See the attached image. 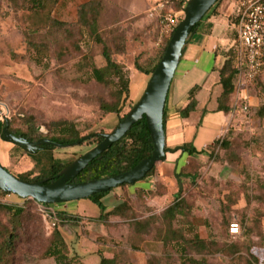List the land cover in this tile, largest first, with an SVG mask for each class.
Returning a JSON list of instances; mask_svg holds the SVG:
<instances>
[{"label": "rangeland", "instance_id": "obj_1", "mask_svg": "<svg viewBox=\"0 0 264 264\" xmlns=\"http://www.w3.org/2000/svg\"><path fill=\"white\" fill-rule=\"evenodd\" d=\"M88 1L43 0L42 7L34 10L28 0H0V120L5 115L12 129L25 132L30 120L40 138L47 139L55 134V122L68 121L81 130L86 129V135L111 132L119 122L115 115L103 113L101 103L119 101L120 104L123 98L117 96L114 81L108 86L99 85L90 74L92 65H104L103 45L111 50L112 59L122 68L128 82V100L122 109V114H126L143 94L152 74H139L134 64L146 71L157 65L165 41L183 16V9L174 10L178 23L165 30L160 18L156 20L153 18L156 15H148L151 5L159 0H99L100 14L95 27L103 43L99 44L89 29L78 23V8ZM47 16L65 26H44L42 21ZM233 21L236 25L237 21ZM234 40L232 57L238 73L230 97L232 117L219 137L226 145L209 148L201 159H188L184 164L180 161L181 167L187 164L188 169L180 167L169 180L156 181L161 166L158 163L151 175L132 185L116 187L123 188L124 192L129 187L144 189L136 191L134 197L123 193L127 206L125 217L110 218L114 224L103 226L114 229L111 231L120 236L124 245L120 264H147L150 256L155 264H178L181 254L175 243L161 240L163 236L173 239L177 234L186 240L197 238L212 242L217 247L229 245L226 254L195 255L186 250L194 258H205L209 264H238L239 258L252 246H255L251 248L253 256L259 264H264V126L256 115L258 108L264 106V65L254 78H245L244 50L237 33ZM31 42L44 54L40 61ZM2 142L0 139V164L11 175L27 178L42 174L50 162L69 164L95 146L50 147L47 156H43L23 154L21 148ZM151 180L154 182L149 185ZM109 192L101 198L102 204L108 205ZM178 193L184 201L183 213L168 227L162 221V213ZM23 200L13 194L0 196V204L4 205L21 206ZM49 206L56 212L76 208L82 221L94 220L99 214L89 199ZM23 207L15 264H56L52 258H41L52 230L47 229L38 215L39 207L30 202ZM8 220V216L0 213V227L7 226ZM135 222L144 224V236L132 233ZM230 224L238 225L237 234H230ZM60 234L67 246L70 264H83L76 252L79 236L67 237L61 229ZM129 237L132 246L126 243ZM82 243L88 247L87 241ZM84 261L91 264L95 258L86 257Z\"/></svg>", "mask_w": 264, "mask_h": 264}, {"label": "trees", "instance_id": "obj_2", "mask_svg": "<svg viewBox=\"0 0 264 264\" xmlns=\"http://www.w3.org/2000/svg\"><path fill=\"white\" fill-rule=\"evenodd\" d=\"M31 3V6L34 10H37L42 7L43 0H28ZM164 1V0H159ZM168 5L165 12L169 9L174 12H181L186 0H167ZM218 0L214 6L203 16V18L213 12L214 8L220 2ZM264 1V0H263ZM100 6L101 2L99 0H89L87 3L81 5L78 8V23L82 27H86L89 29L91 35L96 37V42L99 44H103L100 37H98V32L96 30L97 19L100 14ZM175 8V9H174ZM35 16V13H33ZM32 16V17H33ZM158 20V17H153ZM202 18V19H203ZM42 24L44 26H50L53 28H62L65 25L61 23H57L54 20L50 19L47 16ZM198 24L195 25L193 29L196 28ZM170 36L165 41L160 58L162 57L164 50L167 46L168 40ZM30 46L32 49L37 52L36 58L39 57V61L43 58L44 54L40 53L36 46L31 42ZM102 57L104 60V65L101 67H96L92 65L90 67L91 78L99 85L108 86L111 81L115 82V86L118 88L116 92L119 98H123L122 102L119 104V101L110 104L101 103L100 109L103 111L105 115H115L117 118V122H120L121 119L126 115L122 114V109L128 100V82L124 77V73L122 72V68L115 62L111 57V50L103 45L102 49ZM159 58V59H160ZM33 61L34 60L33 58ZM37 63H34L36 65ZM136 71L139 74L148 76L153 72V69L156 65L149 71L142 69L137 63L134 64ZM238 73L237 68L234 66L232 50L228 52L227 59L223 62L222 66L218 69L219 75V83L222 88V92L217 100L218 110L223 114H229L231 112L230 106V97L234 90V78ZM197 88L194 87L188 92V101L185 107L178 110V114L181 118H186L195 108V100L194 94ZM128 109L132 107V105L128 104ZM256 115L263 121L264 126V106L258 108L256 111ZM164 116V109H163ZM27 130L25 132H21L20 130H14L10 127V123L7 122V130L10 133H13L16 136L22 137L24 140L29 142H36L40 139L41 136L37 134L35 128L33 127L30 120H27ZM55 129L54 136L48 138L50 141L58 143V144H69L79 140L81 137L86 135V129L81 130L75 123L68 121H57L53 124ZM4 127V122L0 123V136L2 129ZM102 134H97L96 136L88 139L86 142H83L81 145H96L102 140ZM219 144H224L221 140L216 139L214 142L208 147V149H213ZM18 148V147H17ZM182 150L186 152L189 156H193L194 154H206V152H196L190 144H184L182 146ZM152 151V143L150 140L149 132L147 130L145 120L142 118L140 121L135 123L128 132L116 143L111 145L107 150L103 151L100 156L94 160H92L79 174L70 182L71 183H80V182H89L92 180L100 179L103 177H109L115 174L123 173L125 171L130 170L136 164H138L142 159L149 157ZM23 154L26 152L22 151ZM46 150L37 151L31 155L41 154L43 156H47ZM40 164V163H36ZM68 164H64L61 162H50L44 169H42V174L35 178H27V177H17L21 181H33V180H42L46 178H50L48 183L51 180H54V177L67 166ZM188 165L185 164L181 167V170L188 169ZM155 166L146 174L145 177L152 174ZM7 171V169H5ZM126 185H121L120 187H124ZM10 193L0 192V196H8ZM104 193H98L90 196L89 199L92 203H94L99 209V214L94 221H97L103 226H108V224L112 225L114 222H110V218H119L123 219L124 210L127 209L125 202L113 207L111 210L106 211L101 198ZM180 193H178L177 197L172 201L170 205L166 207V209L162 213V221L166 223L168 227H170L171 222L175 219L176 216L182 215V211L184 208V201L179 197ZM27 202L32 203L35 208L39 207V204L30 199H25L22 201L21 206L16 205H4L0 204V213L8 216V225L0 227V264H15V255H16V246L18 242V236L20 229L22 227V218L25 213V209L23 205ZM38 211V215L43 219L42 214ZM57 218L60 223L65 222H74L78 223L80 218L76 215H67L63 212H55ZM82 221V220H81ZM91 219L83 220V223H90ZM109 225V226H110ZM144 224L139 222L133 223L132 233L136 236H144L146 233L143 232ZM167 228V227H166ZM169 229V228H168ZM174 234H177L174 232ZM131 237L127 239V244L129 243L132 246ZM174 239V240H173ZM165 239V236L161 239L163 242H174L180 252V259L178 264H209V262L203 259H197L187 253V249L191 250L195 255H203V254H213L214 252L219 253H228L229 245H223L222 247H217V245L212 242L198 240L197 238L186 240L183 239L179 234L174 236V238ZM177 243V244H176ZM246 250V254L239 258L238 264H259L256 257L253 256L251 248ZM234 249V246H232ZM237 250V249H235ZM123 248H118L115 250L114 254L110 258H105L101 254H97L99 257V261L97 264H120V257L123 255ZM41 258H52L56 262V264H62V262L66 264H70L71 260H67V246L61 237L60 228L57 226L52 229L51 239L49 241L48 247L42 253ZM147 264H155V259L153 257H149L147 259Z\"/></svg>", "mask_w": 264, "mask_h": 264}, {"label": "crops", "instance_id": "obj_3", "mask_svg": "<svg viewBox=\"0 0 264 264\" xmlns=\"http://www.w3.org/2000/svg\"><path fill=\"white\" fill-rule=\"evenodd\" d=\"M234 6L235 3L231 0L218 2L213 12L198 23L183 49L164 105L163 129L168 152L166 160L157 171L155 179L158 182L169 180L172 174H177L188 159H201L205 155L202 153L189 156L182 150L184 144H190L196 152L207 153L209 145L223 135L232 117L231 113L223 114L218 110L217 100L222 92L218 69L235 44ZM231 12L232 17H229ZM194 87L197 88L194 94L195 108L188 117L181 118L178 110L186 106L188 92ZM180 161H183L181 165ZM153 182L154 180H151L149 185ZM122 189L116 188L114 192H109L108 205L103 203L106 211L124 202L123 193L128 197H134L136 191L144 190L129 187L124 192ZM59 211L67 215H78L76 208H63ZM81 220L78 223L62 222L58 227L67 237L79 236L80 243L76 252L82 258L83 264H87L84 261L86 257L95 258L97 264L98 253L110 258L116 249L124 248L119 234L111 231L114 229H104L103 225L92 219L90 223H83ZM104 236L108 239H103ZM82 241H87L88 247H84Z\"/></svg>", "mask_w": 264, "mask_h": 264}, {"label": "water", "instance_id": "obj_4", "mask_svg": "<svg viewBox=\"0 0 264 264\" xmlns=\"http://www.w3.org/2000/svg\"><path fill=\"white\" fill-rule=\"evenodd\" d=\"M217 1H186L183 7V16L174 29L161 59L149 77L143 94L111 132L101 135L102 140L99 143L69 163L49 183L50 178L21 181L0 165V192L13 194L20 199H31L38 204L49 205L77 201L87 199L98 193L109 192L111 189L121 185H132L145 178L146 174L156 164L164 162L168 150L165 147L163 109L169 86L183 49L194 32L193 28ZM142 118L145 120L152 143V151L149 157L142 159L133 168L123 173L89 182H70L92 160L98 158L103 151L119 141ZM96 135H85L75 142L63 145L46 138H40L36 142H29L20 136L10 133L7 130V119H5L0 138L4 142L21 148L24 152L32 154L43 150L44 146L54 148L79 146Z\"/></svg>", "mask_w": 264, "mask_h": 264}, {"label": "built area", "instance_id": "obj_5", "mask_svg": "<svg viewBox=\"0 0 264 264\" xmlns=\"http://www.w3.org/2000/svg\"><path fill=\"white\" fill-rule=\"evenodd\" d=\"M167 5V0L159 1L151 5L148 10L150 17L156 15L160 18L159 22L165 30L174 28L178 23L173 11L169 9L165 12ZM233 16L234 20L237 21L235 28L238 41L244 50V63L246 65L244 77L250 80L260 72L264 65V1L238 0L233 8ZM239 72L241 71L239 70ZM3 119H7L5 115ZM38 209L48 230L51 231L59 225L60 221L55 211L48 204H39ZM238 229L237 224L229 225V232L232 235L237 234Z\"/></svg>", "mask_w": 264, "mask_h": 264}, {"label": "flooded vegetation", "instance_id": "obj_6", "mask_svg": "<svg viewBox=\"0 0 264 264\" xmlns=\"http://www.w3.org/2000/svg\"><path fill=\"white\" fill-rule=\"evenodd\" d=\"M0 123H1V121H0ZM47 139H48V138H47ZM48 140H49V139H48ZM43 148H44V149L41 150V151H44V150H46V151H47V150H50V146H44Z\"/></svg>", "mask_w": 264, "mask_h": 264}]
</instances>
